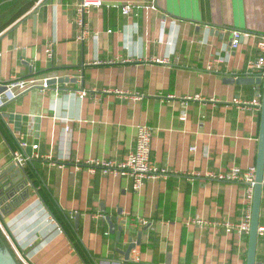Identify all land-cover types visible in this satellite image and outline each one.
Wrapping results in <instances>:
<instances>
[{
    "label": "crops",
    "instance_id": "obj_1",
    "mask_svg": "<svg viewBox=\"0 0 264 264\" xmlns=\"http://www.w3.org/2000/svg\"><path fill=\"white\" fill-rule=\"evenodd\" d=\"M82 1L0 0L2 81L49 80L0 112V173L14 151L32 157L26 198L0 204L14 247L29 264H123L131 243L138 260L128 264H246L248 234L235 227L251 213L246 186L206 175L256 166L261 110L251 102L262 84L237 81L263 78L247 69L264 37V0H100L79 40ZM234 30L251 34L237 48ZM140 125L152 129L151 159L167 178L135 191L128 175L90 169L123 163Z\"/></svg>",
    "mask_w": 264,
    "mask_h": 264
},
{
    "label": "built area",
    "instance_id": "obj_2",
    "mask_svg": "<svg viewBox=\"0 0 264 264\" xmlns=\"http://www.w3.org/2000/svg\"><path fill=\"white\" fill-rule=\"evenodd\" d=\"M102 3L100 0H83L78 7V19L76 21L78 25V39L84 40L90 34V30L84 21V13L88 12L91 7L100 6ZM122 12L128 15L132 12V6L126 4L122 6ZM232 47L237 48L239 46V40L242 36H249L251 34L244 33L243 31L234 30L233 32ZM258 57L251 61L248 65V71L259 75L264 73V37L258 42ZM46 52L49 57H52L51 46H48ZM0 88L3 91L0 92V109L3 108L6 101H12L16 99L19 94L27 91L29 89L40 88L41 91H45L49 88V80L44 79L40 81L36 77L29 79H11L10 81L4 82L0 77ZM117 94L123 96L125 93L122 91H116ZM139 96V95H137ZM134 97V98H137ZM251 104L261 110V99H254ZM185 117V115H183ZM153 139V131L147 126H138L137 128V141L135 149L129 153L127 159L120 164H116L114 161H89L87 164L91 167V170L99 167L105 174L113 173L115 175H128L133 179V189L139 191L146 180L149 179H160L167 178L170 172L164 168H158L155 166L151 159V145ZM21 148L26 147L25 143H20ZM33 148H38V145H33ZM37 156L34 154L33 157ZM30 156L25 155L21 149L14 151L13 163L19 168H26ZM256 166L250 167L247 170H242L238 167H233L226 172H210L206 175L209 179L222 181V182H236L241 183L246 186L247 199L250 202V206L253 200L254 184H255ZM251 222V213L248 212L244 219L235 227L239 229L240 232L249 233ZM147 221L142 220L141 224H146ZM227 228L230 230L233 225L227 223ZM259 239L264 241V225L259 226L258 229ZM14 247V245H13ZM14 251L17 253L18 257L24 264H29L25 258L17 251L14 247ZM131 258L137 259V249L133 248L131 251ZM119 264V263H113Z\"/></svg>",
    "mask_w": 264,
    "mask_h": 264
},
{
    "label": "water",
    "instance_id": "obj_3",
    "mask_svg": "<svg viewBox=\"0 0 264 264\" xmlns=\"http://www.w3.org/2000/svg\"><path fill=\"white\" fill-rule=\"evenodd\" d=\"M64 80H67L64 79ZM63 79H52V83L62 82ZM237 82L242 83H259L262 84L263 90L261 94V112H260V129H259V141H258V152L256 159V175L254 184V193L251 207V222L250 229L248 233V248H247V261L246 264H256L257 247L259 242L258 229L260 226V213L262 205V194L264 189V74L263 78L257 79H238ZM3 88H0V92ZM7 117V114H5ZM15 172L13 176H10L11 172ZM30 178L27 175L25 168H19L15 164L12 167L6 169L4 172L0 173V204L10 203L16 205L18 202L24 200L29 192ZM33 185V184H32ZM32 187H35L34 185ZM9 207H5L6 209ZM76 223L79 215L76 216ZM111 230L114 231L115 225L108 219ZM1 224V223H0ZM2 225V224H1ZM3 227V226H2ZM118 238H120L123 227H118ZM136 245L131 243L127 251L125 252V262L123 264H128L130 259L131 250ZM14 249V247H13ZM20 259V258H19ZM0 264H18L14 255L10 253L8 249H5L0 245Z\"/></svg>",
    "mask_w": 264,
    "mask_h": 264
},
{
    "label": "rangeland",
    "instance_id": "obj_4",
    "mask_svg": "<svg viewBox=\"0 0 264 264\" xmlns=\"http://www.w3.org/2000/svg\"><path fill=\"white\" fill-rule=\"evenodd\" d=\"M1 223V220H0ZM0 245L5 249H8L12 256L14 255L15 259L17 260L18 264H24L18 257L17 253L13 249V242L10 240L7 232L0 224Z\"/></svg>",
    "mask_w": 264,
    "mask_h": 264
},
{
    "label": "trees",
    "instance_id": "obj_5",
    "mask_svg": "<svg viewBox=\"0 0 264 264\" xmlns=\"http://www.w3.org/2000/svg\"><path fill=\"white\" fill-rule=\"evenodd\" d=\"M262 85H261V92H262ZM2 110V108L0 109V112H2L1 111ZM0 130L3 132V133H6V129L1 125V127H0ZM26 169V171H27V168H25ZM41 195H42V197H43V199L45 200V202L47 203V205H48V207H49V209H50V211H51V213L54 215V217L58 220V222L62 225V226H64V223H63V221H62V219H61V216H60V214L58 213V211H57V209L53 206V204L51 203V201L49 200V198H48V196L45 194V193H43V192H41ZM0 220H1V222L3 223V221H2V218H1V216H0ZM246 242H248V235L246 236Z\"/></svg>",
    "mask_w": 264,
    "mask_h": 264
}]
</instances>
